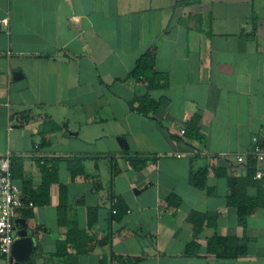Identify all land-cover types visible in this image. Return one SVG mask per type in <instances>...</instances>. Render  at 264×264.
Returning <instances> with one entry per match:
<instances>
[{"label": "crops", "instance_id": "crops-1", "mask_svg": "<svg viewBox=\"0 0 264 264\" xmlns=\"http://www.w3.org/2000/svg\"><path fill=\"white\" fill-rule=\"evenodd\" d=\"M195 1L0 0V155L33 204L12 214L33 239L22 264H264V205L242 224L229 203L264 180L236 159L264 148V0L247 15ZM149 48L154 88L130 76ZM195 115L198 140L180 132ZM191 213L212 222L195 235Z\"/></svg>", "mask_w": 264, "mask_h": 264}, {"label": "trees", "instance_id": "trees-1", "mask_svg": "<svg viewBox=\"0 0 264 264\" xmlns=\"http://www.w3.org/2000/svg\"><path fill=\"white\" fill-rule=\"evenodd\" d=\"M185 3H190V2H185ZM154 55H155V49L154 48H149L147 49L143 54H141L139 56V58L136 60V63L133 67V69L130 72V76L134 79H144L147 82V86L149 88H154L156 86H158L157 84L161 82L162 76L159 75L156 70H155V65H154ZM137 101L139 103L138 105V110L141 113L146 114L147 112H149L150 110L155 109L156 107H158V102H156L155 100H153L150 95L145 94L142 97L137 98ZM199 117L198 115H195L193 117H191L186 123H185V128H184V133L189 137V138H193V139H200V133H199ZM132 164L134 165V167H137L136 164H134L132 162ZM250 169H249V175H254V171L252 173V170L255 166V162L252 161L250 162ZM208 170L206 168L204 169H200L194 173L191 174L190 176V182L191 184L198 189H201L204 187V182L206 179V175H207ZM13 178V176H12ZM50 181H45L43 184V190H46L49 187ZM232 185L234 186H238L239 185V180L238 179H232L231 180V187ZM233 186V187H234ZM257 186H258V193H257V197L251 201V202H238V198H240L239 192L236 196V191H231L232 194L229 197V203L230 204H234L237 207V214L239 217V222L244 224L246 218L253 213L254 209L257 206L260 205H264V180H259L257 182ZM45 192V193H46ZM173 196V195H172ZM174 197V196H173ZM172 197V198H173ZM176 198V197H175ZM46 198L43 200V204L46 203ZM211 215H207V214H199V213H191L189 215V219L190 221L194 224V233L195 235L199 233V231L201 230V227L203 225V223L205 221H207L208 224H210L212 221L210 220ZM82 235L83 233H77V232H73L72 235L73 237ZM70 241V238L68 237L66 240ZM212 244L213 243H231V240L225 239V238H220L218 236H214L212 239ZM75 249H76V253L77 254H83V253H87L88 251L92 250V246H79V244L77 245V243H75ZM244 250L243 248H239L236 251H232L229 248H226V250L224 251V255L228 256V257H236L239 254H243ZM65 258H67V255L65 256Z\"/></svg>", "mask_w": 264, "mask_h": 264}, {"label": "built area", "instance_id": "built-area-1", "mask_svg": "<svg viewBox=\"0 0 264 264\" xmlns=\"http://www.w3.org/2000/svg\"><path fill=\"white\" fill-rule=\"evenodd\" d=\"M0 22L7 24V19H1ZM180 132L183 134L184 129H181ZM245 154L255 159L258 164L264 165V148L260 145L257 137H253L250 149L246 153L236 156L237 161L243 162ZM262 176L263 170L258 168L255 178ZM26 205L32 206L33 204L24 200L21 189L13 182L11 153L6 152L0 155V257H5L8 261L7 264H12L9 260L10 250L17 237L15 234L16 223L12 216L13 210Z\"/></svg>", "mask_w": 264, "mask_h": 264}, {"label": "water", "instance_id": "water-1", "mask_svg": "<svg viewBox=\"0 0 264 264\" xmlns=\"http://www.w3.org/2000/svg\"><path fill=\"white\" fill-rule=\"evenodd\" d=\"M15 223L17 227L19 221L15 220ZM15 234L17 237L11 245L9 260L12 264H22L33 248V239L31 233L25 228H16Z\"/></svg>", "mask_w": 264, "mask_h": 264}, {"label": "rangeland", "instance_id": "rangeland-1", "mask_svg": "<svg viewBox=\"0 0 264 264\" xmlns=\"http://www.w3.org/2000/svg\"><path fill=\"white\" fill-rule=\"evenodd\" d=\"M256 0H198V2H193L192 3V6H199V7H202L204 8V13H206L207 11V8H211V7H220V5H222L223 7H240V8H244V13L243 15H247L248 10L251 8V7H255V5L252 4V2H255ZM183 2V0H182ZM181 3V2H179ZM253 5V6H252ZM196 6V7H197ZM206 18V17H205ZM204 21V25H208V20H203Z\"/></svg>", "mask_w": 264, "mask_h": 264}]
</instances>
